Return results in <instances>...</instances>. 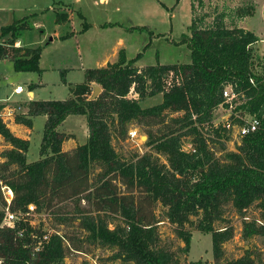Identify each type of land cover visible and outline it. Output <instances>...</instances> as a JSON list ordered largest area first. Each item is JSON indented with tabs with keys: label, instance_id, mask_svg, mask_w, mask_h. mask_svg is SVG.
<instances>
[{
	"label": "trees",
	"instance_id": "16d2710c",
	"mask_svg": "<svg viewBox=\"0 0 264 264\" xmlns=\"http://www.w3.org/2000/svg\"><path fill=\"white\" fill-rule=\"evenodd\" d=\"M190 1L186 43L189 62L157 61L139 68L135 62L141 52L127 59L121 48L116 61L86 68L84 80L69 87L70 97L25 102V112L14 115L15 123L30 128L32 117L46 116L37 159L26 160L29 140L16 136L0 118V136L9 144L0 155V182L12 190L7 204L10 210L24 213L33 204L36 213L67 200H83L89 207L79 206L77 212L87 238L101 246L115 247L116 256L131 264H172V255L156 247L157 202L166 208V219L175 224L185 247L191 236L184 225L190 215L200 214L194 225L211 236L215 263L223 255L222 244L233 237L231 225L213 227L224 202L231 201L241 212L259 200L264 219V65L251 49L259 36L241 26L227 27L222 11L211 21H206L203 14L195 17ZM237 11L240 16L250 15L243 8ZM77 14L84 18L79 11ZM66 17L65 12H55L53 20L63 23ZM110 24L114 23L104 25ZM89 26L84 21L80 31ZM13 27L3 28L2 33L11 31L17 38ZM126 29L142 31L146 27L132 25ZM9 47L4 55L12 60L14 71L40 70V47L14 46L13 42ZM94 84L100 90L92 96ZM227 84L236 93V110L254 115L259 126L240 136L235 151H225L220 159L207 140H223L222 150L224 140L229 138V128L212 123L213 111L223 99L221 89ZM129 92L137 96L129 97ZM156 94H161L160 102L140 106V99ZM171 112L182 114L173 116ZM76 114L85 116L87 138L69 150L62 149L67 137L57 128L67 116ZM132 122L143 127L147 145L164 155L167 165L159 163L151 152L129 161L119 158L111 138L113 134L124 138ZM185 136L190 137L189 150L181 146ZM95 166L99 170L91 179ZM0 205L6 207L1 192ZM105 213L118 214L123 224L108 228L102 216ZM24 227L26 231L19 237L17 231ZM44 232L27 219H19L13 227L0 226V264H62L69 249L80 248L72 237L54 231L35 250ZM241 234L245 238L264 234V223L246 221ZM247 252L224 264H255Z\"/></svg>",
	"mask_w": 264,
	"mask_h": 264
},
{
	"label": "rangeland",
	"instance_id": "374dc122",
	"mask_svg": "<svg viewBox=\"0 0 264 264\" xmlns=\"http://www.w3.org/2000/svg\"><path fill=\"white\" fill-rule=\"evenodd\" d=\"M192 3L195 17L203 14L206 21H211L222 11L227 27L241 26L258 35L259 40L251 45V49L258 56L259 64L264 65V0H192ZM237 8L245 9L250 15H238ZM78 11L84 18L78 16ZM55 12H65L70 16L64 23H56L53 20ZM189 16V0H0V101L6 100L14 86L22 85L24 90L20 95H10L8 98L12 101L11 107H17L15 111H19L24 99L28 98L26 90L30 83L35 85L30 89L33 98L37 100L70 97L69 87L84 80V70L96 66L97 56L109 57L118 40L122 41L120 48L124 47L126 56L133 57L136 52H141L138 60L144 64L157 61L189 62L190 55L186 44L189 39ZM84 21L90 26L88 31L81 33L79 29ZM109 22L114 24L104 25ZM12 25L17 38L12 37L11 31L2 33L3 28ZM132 25L145 26L146 29H126ZM72 31V34L63 37ZM17 39L22 46L40 47L38 72L14 71L12 60L4 55V51L10 48L11 42L17 46ZM256 67L260 68L258 64ZM129 93V97L137 96ZM160 101L161 94H156L140 99L139 104L141 107H148ZM181 114L182 112L170 113L173 116ZM223 116L220 113L218 120ZM76 117L81 116L71 115L57 128L66 134L67 138L62 141L61 147L68 150L84 142L88 134L83 121L85 116L82 115L83 120H74ZM3 118L5 121L9 119ZM44 120L45 116L39 114L32 117L30 128L11 129L18 137L29 140L25 153L27 161L38 156L37 149ZM236 130L237 127L230 131L229 138L223 142L225 146L222 150L220 143L223 140L215 137L213 141L207 140L215 157L221 159L225 151H235L240 139ZM129 131L136 133L130 136ZM146 140L143 127L132 122L124 138L113 134L111 145L122 160L129 161L144 152H151L159 163L167 165L165 156L155 152L147 145ZM189 140L188 136L182 138L183 149L189 147ZM5 144L0 139V155L6 148ZM2 160L0 156V161ZM98 170V166L93 167L89 177L93 179ZM1 196L4 200L2 192ZM259 202L254 200L241 212L234 208L231 201L224 202L221 206L220 219L213 222V227L217 229L231 225L233 237L222 244L223 255L218 263L214 262L211 253V236L209 233H202L194 225L200 219V214L190 215V221L184 225V229L191 236L188 246L185 247L184 241L176 233L175 224L166 219V208L157 202L154 206L156 247L172 255V264H224L225 261L243 256L245 251L255 260V264H264V234L249 238L241 234L242 224L246 221L253 219L264 222ZM79 206L89 207L83 200H67L50 209L31 214L27 220L47 233L55 231L72 237L80 245L79 250L69 249L62 264H131L116 256L115 247L101 246L87 238V231L79 225ZM0 209H3L2 205ZM102 216L107 220L110 229L117 223L123 224V220L116 213H105Z\"/></svg>",
	"mask_w": 264,
	"mask_h": 264
},
{
	"label": "built area",
	"instance_id": "2783aa9c",
	"mask_svg": "<svg viewBox=\"0 0 264 264\" xmlns=\"http://www.w3.org/2000/svg\"><path fill=\"white\" fill-rule=\"evenodd\" d=\"M264 51V48H263ZM23 90L22 85H17L14 89L13 92L18 94L21 93ZM222 90V102L218 104V106L215 108L213 111V118H212V123L213 125H216L218 123H222L224 126L229 128L230 130H234L235 127H237V134L238 136H243L246 135L250 132L255 131L258 128L259 124V119L256 118L254 115L249 114L246 111H243L242 109L236 110V106L238 105V102L236 101V93L231 89L230 85H224ZM220 113H223L224 116L220 118ZM136 132L135 131H129V135H134ZM189 149L191 148L190 146L188 147ZM186 148L187 150H189ZM184 149V150H186ZM0 190L2 192V195L4 197L6 207L3 209V216L1 219V224L0 226H10L13 227L15 222L18 221L19 219H27V217L34 212V205L29 204L28 209L24 213L12 211L8 207V202L10 198L12 197V190L10 187H8L6 184L3 185L0 182ZM246 219H248L247 216L243 215ZM251 220V219H250ZM258 225L263 224L261 220H255ZM27 223L31 224L29 220H27ZM26 231V228H20L17 233L18 236L21 237ZM33 236V235H32ZM48 236L47 232H44L41 238L36 242V245L34 247L35 250H38L40 248L41 242L43 239H46Z\"/></svg>",
	"mask_w": 264,
	"mask_h": 264
},
{
	"label": "crops",
	"instance_id": "0c3cea01",
	"mask_svg": "<svg viewBox=\"0 0 264 264\" xmlns=\"http://www.w3.org/2000/svg\"><path fill=\"white\" fill-rule=\"evenodd\" d=\"M102 1H104V0H102ZM190 0H189V12H190ZM67 14V13H66ZM83 15V14H82ZM70 16V14H68L67 15V17H66V20L68 19V17ZM189 18H190V16H189ZM65 20V21H66ZM190 20H191V18H190ZM64 21V22H65ZM63 22V23H64ZM102 25V24H101ZM74 31V30H73ZM73 31L72 32H70V34H72L73 33ZM79 31H80V29H79ZM88 31V30H87ZM84 32H86V30L85 31H83V32H81V33H84ZM69 33V32H68ZM258 41V40H257ZM20 45V41H18V39H17V46H19ZM123 44H122V41L121 40H118V42L115 44V46L113 47V49H112V52H111V54H110V56L109 57H101V56H97V59L95 60V62H96V66L95 67H98V66H104V65H106L107 63H110V62H114V61H116L117 60V51L119 50V49H121L120 48V46H122ZM122 49H123V51H124V54H125V56H126V52H125V49H124V47H122ZM40 57V56H39ZM126 58L127 59H129L130 58V56H126ZM39 59V58H38ZM39 61H40V59H39ZM155 63V62H154ZM154 63H151V64H154ZM160 64H165V63H171V62H165V63H163V62H159ZM135 64L139 67V68H141V67H144V66H147V64H149V63H147V64H144V63H142V62H140L139 60L138 61H136L135 62ZM33 83H30L29 85H28V89L26 90V96H28V98L27 99H24L25 100V102L27 101V100H29V99H35V98H33V92H32V90L30 89L32 86H35L34 84L32 85ZM17 86V85H16ZM16 86H14L13 88H12V90H11V92H10V94L9 95H7V97H6V100L5 101H0V118L2 119V121H4L5 123H6V125L8 126V128L11 130L12 128H14V129H17V128H21V127H26V128H29V127H27V126H25L24 124H17V123H15L14 122V115H15V113H21V112H25V110H26V107H25V102H24V104L21 106V107H19V111H15V109L17 108V107H11V105H10V102H12V101H9L8 100V98L10 97V95H20L21 93H18V94H16V93H14L13 92V89L16 87ZM24 90V89H23ZM22 90V91H23ZM21 91V92H22ZM40 99H42V98H40ZM35 100H37V99H35ZM13 101H15V100H13ZM14 110V111H13ZM7 115V116H6ZM43 116H45V115H43ZM71 115H69V116H67L65 119H64V121H66L67 119H69V117H70ZM74 116H81V117H76V119H74V120H79V119H81V120H83L84 118L82 117V115H80V114H76V115H74ZM3 117H7V118H9L7 121H5L4 120V118ZM45 118H46V116H45ZM83 118V119H82ZM63 121V122H64ZM84 121V124L86 125V123H85V120H83ZM17 136V135H16ZM21 138V137H20ZM23 138V137H22ZM0 139H2L1 138V136H0ZM27 139V138H26ZM3 140V139H2ZM6 144H5V146L6 147H9V144L7 143V142H5ZM79 144V143H78ZM76 145H74L73 147H75ZM62 149H65V148H63V147H61ZM65 150H68V149H65ZM37 158H38V156H37ZM36 158V159H37ZM32 160H35V159H32ZM29 161H31V160H29Z\"/></svg>",
	"mask_w": 264,
	"mask_h": 264
},
{
	"label": "water",
	"instance_id": "95a60500",
	"mask_svg": "<svg viewBox=\"0 0 264 264\" xmlns=\"http://www.w3.org/2000/svg\"><path fill=\"white\" fill-rule=\"evenodd\" d=\"M9 22H10V19H9ZM99 90H100V87L97 85V84H94V86H93V91H92V96H95V95H97V93L99 92Z\"/></svg>",
	"mask_w": 264,
	"mask_h": 264
}]
</instances>
